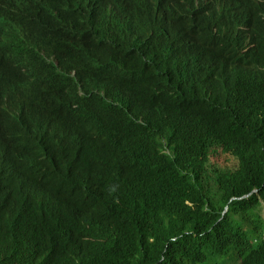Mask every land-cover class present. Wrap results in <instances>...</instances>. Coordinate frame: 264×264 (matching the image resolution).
Here are the masks:
<instances>
[{"label": "trees", "instance_id": "16d2710c", "mask_svg": "<svg viewBox=\"0 0 264 264\" xmlns=\"http://www.w3.org/2000/svg\"><path fill=\"white\" fill-rule=\"evenodd\" d=\"M217 3L235 13L236 34L175 14L188 40L167 36L151 52L155 69L202 60L199 80L157 76L142 96L139 75L126 81L136 101L115 91L103 119L68 83L62 121L34 115L32 143L15 156L20 187L0 194V264H224L229 250L264 264V25L242 31L241 5Z\"/></svg>", "mask_w": 264, "mask_h": 264}, {"label": "clouds", "instance_id": "9594fccd", "mask_svg": "<svg viewBox=\"0 0 264 264\" xmlns=\"http://www.w3.org/2000/svg\"><path fill=\"white\" fill-rule=\"evenodd\" d=\"M166 1L163 9L161 0H0V194H10L6 198L12 200L20 187L15 156L17 149L32 143L40 122L34 115L47 123L62 121L68 83L77 85L84 113L111 104L117 90L136 101L126 81L139 75L144 82L136 84V91L142 96H150L157 76L174 85L202 76L204 63L189 55L177 57L169 69L154 68L151 52L165 47L168 30L181 29L175 14L222 39L239 31L233 10L218 0ZM235 2L241 5L242 31L264 25V0ZM123 72L127 77L120 82ZM85 82L87 91L80 89ZM4 154L12 170H6ZM255 213L264 229V200ZM219 222L224 235L230 223ZM224 264H241V259L229 250Z\"/></svg>", "mask_w": 264, "mask_h": 264}, {"label": "bare ground", "instance_id": "6f19581e", "mask_svg": "<svg viewBox=\"0 0 264 264\" xmlns=\"http://www.w3.org/2000/svg\"><path fill=\"white\" fill-rule=\"evenodd\" d=\"M161 1H162V4H163V9H164V8L166 7V5H167V1H166V0H161ZM163 9H162V10H163ZM165 21H166V19H165L164 15L161 14V22L163 23V22H165ZM171 35H174V36H176V37L182 38L183 40H188V38H187V37H184V35H182L176 27H174L173 32L171 31V29L167 31L168 39L170 38ZM122 75H123V74H122ZM81 88H82V87H81ZM85 91H86V90H85ZM136 109H137V108H136ZM0 149H1V147H0ZM8 162H9V168H8V169L11 170L12 167H11L10 159H8ZM5 168H6V167H5Z\"/></svg>", "mask_w": 264, "mask_h": 264}]
</instances>
